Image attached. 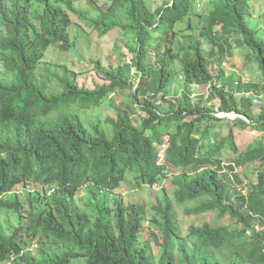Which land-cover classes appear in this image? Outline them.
I'll use <instances>...</instances> for the list:
<instances>
[{"label": "trees", "instance_id": "trees-1", "mask_svg": "<svg viewBox=\"0 0 264 264\" xmlns=\"http://www.w3.org/2000/svg\"><path fill=\"white\" fill-rule=\"evenodd\" d=\"M61 1L67 10L75 11L72 0ZM228 1L226 12L240 36L236 43L254 52L264 74V41L245 23V0ZM188 3L172 0L151 11L144 0H112L97 13L101 23L106 19L115 22L122 16L126 28L133 30L135 46L130 63L139 73L133 99L149 93L166 94L175 58L186 81L207 84L214 78L199 38L190 41L187 49L173 42L171 27L187 13ZM66 9L54 0H0V194L25 183L47 189L43 206L28 212L26 225L15 226L8 236L0 232V264L31 241L42 255L36 259L27 251L11 264H70L76 258L81 264H153L150 254L137 244L145 204L118 198L109 206L100 194L122 182L133 187L151 185L164 175L166 162L181 171L173 180V197L177 204L192 203L185 210L187 214L214 211L217 217L227 216L240 227L207 221L189 225L188 233L195 237V246L189 251L184 243L173 241L177 229L173 203L157 199L152 209L157 217L153 222L161 234L158 264H264V229L256 232L253 228L258 216L264 219V143L258 141L233 161L257 159L261 165L256 182L243 194L231 184L239 183L233 167H223L213 158L225 143L237 152L232 133L220 138L212 149L202 142L209 135L206 122L218 119L213 106L185 103L161 114L143 105L145 116L139 125H130L124 113H116L103 120L109 125L107 130L99 120L86 127L81 113L98 105L109 90L126 83L100 67L109 79L105 87H77L72 78L64 77L60 92L46 93L34 70L50 45L57 43L61 50H69L71 20ZM220 23L222 29L232 30ZM111 26L107 24L100 31L107 32ZM151 33L165 43L161 49L160 43L153 49L150 67ZM218 50L216 61L220 63L223 49L220 46ZM222 90L217 89L219 110L241 113L248 122H239L264 129V111L252 119L228 101ZM173 122L171 132L168 128ZM192 168L201 170L186 177L185 172ZM83 188L102 200L88 206L92 213L73 202ZM5 204L20 213L17 201ZM247 231L253 241L250 247L245 240Z\"/></svg>", "mask_w": 264, "mask_h": 264}, {"label": "rangeland", "instance_id": "rangeland-1", "mask_svg": "<svg viewBox=\"0 0 264 264\" xmlns=\"http://www.w3.org/2000/svg\"><path fill=\"white\" fill-rule=\"evenodd\" d=\"M112 0H72L73 12L67 10L61 0H54L56 5L66 9L71 24L69 26V37L71 46L69 50L63 51L57 43L50 45L44 52L37 64L34 73L38 80L44 84L46 93H58L62 90L64 77L74 80L77 87L94 89L96 86H107L109 79L100 70V67L113 73L116 78L122 79L126 85L109 90L100 100L99 104L86 109L81 113L82 120L86 127L97 120L106 130L108 124L102 123L106 117H113L116 113H124L130 125L135 126L141 123L145 116L143 105L153 107L158 113H165L170 110H177L185 103L189 106H213L214 116L218 119H211L206 123L209 125V135L202 142L209 149L228 132H231L236 142L237 152H234L228 143L220 149L219 154L213 158L220 160L223 167L232 166L233 173L237 176L239 183L231 182L234 187L246 193L248 185L255 183L257 173L261 165L257 159L244 161L236 159V155L243 153L249 147H255L258 141L264 143V129L256 130L238 121L242 119L248 122L241 113L234 111L224 112L218 109L220 97L217 89L222 88L228 101L234 103L240 111L248 112L252 119H256L260 111H264V74L258 67L255 54L246 46H239L236 39L240 36L233 29L231 17L226 12L228 0H189L187 13L172 27L173 42L182 45L187 49L188 43L199 38L201 50L207 56L209 68L214 73V78L207 84H197L184 79L182 68L175 58L170 68L172 74L170 82L165 88L166 94L161 93L147 97L138 95L133 99L132 92L135 90L138 81V71L131 65V58L135 46L133 30L126 28L125 19L120 16L115 22L108 19L101 23L96 19L99 11H104ZM172 0H144L147 7L154 11L161 9L171 3ZM245 23L256 32L258 39L264 41V0H245L243 4ZM230 27L231 31L221 28V23ZM232 23V25H231ZM111 24L107 32L100 30L105 25ZM233 27V28H232ZM203 34V35H202ZM150 48L148 50L147 62L150 67L153 63L155 47L160 43V49L165 41H159L156 33H151ZM170 36V35H169ZM222 47V60L219 63L216 57L219 47ZM183 53V52H182ZM78 106H76L77 108ZM75 109V107H74ZM205 123V122H203ZM175 124L168 128L173 131ZM161 153V152H160ZM159 153V158L161 154ZM264 163V161H263ZM201 168L187 169L186 177H191L200 172ZM164 175H159L156 182L151 185L141 184L139 187L130 186L122 182L120 186L111 191H102L103 201L111 206L114 199L123 198L128 200L136 199L145 204V215L142 220L141 231L137 244L143 246L150 254L153 264H158L160 230L153 222L157 217L154 215L152 206L157 199L166 198L173 203L176 217V231L173 237L174 243H184L190 251L195 246V237L188 233L189 225L200 224L203 221L228 223L230 227H240L230 223L227 216L217 217L216 212H204L200 214H187L186 209L192 203L177 204L174 202L173 193L176 189L174 179L181 176V171L165 163ZM45 187L35 183L16 185L12 190L0 194V232L8 236L13 228L19 224L26 225L29 221L28 212L35 207H42L44 204ZM50 190L47 191V194ZM17 201L20 203V213H16L6 202ZM99 196H94L86 189H82L73 197V202L92 213L90 204L101 203ZM257 232L264 229V219L261 216L253 224ZM246 232L245 240L247 246L253 243ZM28 241V240H27ZM264 252V247L263 250ZM32 255L38 259L42 255L39 247L32 251ZM81 259L71 260L70 264H81Z\"/></svg>", "mask_w": 264, "mask_h": 264}, {"label": "built area", "instance_id": "built-area-1", "mask_svg": "<svg viewBox=\"0 0 264 264\" xmlns=\"http://www.w3.org/2000/svg\"><path fill=\"white\" fill-rule=\"evenodd\" d=\"M37 247L36 242L31 241L30 245L24 246L22 248L17 249L14 252H11L8 256V258L4 261V264H11L15 257L19 258L21 257L25 252L27 251H33Z\"/></svg>", "mask_w": 264, "mask_h": 264}]
</instances>
